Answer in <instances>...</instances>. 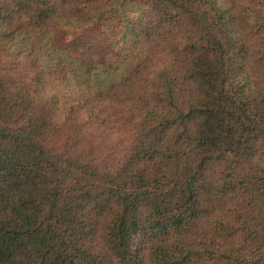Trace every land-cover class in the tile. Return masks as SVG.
Wrapping results in <instances>:
<instances>
[{"label": "trees", "instance_id": "trees-1", "mask_svg": "<svg viewBox=\"0 0 264 264\" xmlns=\"http://www.w3.org/2000/svg\"><path fill=\"white\" fill-rule=\"evenodd\" d=\"M0 264H264V0H0Z\"/></svg>", "mask_w": 264, "mask_h": 264}, {"label": "rangeland", "instance_id": "rangeland-1", "mask_svg": "<svg viewBox=\"0 0 264 264\" xmlns=\"http://www.w3.org/2000/svg\"><path fill=\"white\" fill-rule=\"evenodd\" d=\"M91 31L97 35V32L94 31L92 28H90ZM78 30L76 28L69 30L67 33H69L70 37L74 35ZM80 32V31H78ZM87 32H90L89 30ZM100 134V135H99ZM131 138V134L122 135V133H117L115 135H109V134H101L98 132H95L94 135H91L92 142H94V145H97V152L96 153H103L107 152L109 149H114V153L117 155L119 153L118 147H126L127 146V140ZM120 142V144H119Z\"/></svg>", "mask_w": 264, "mask_h": 264}]
</instances>
